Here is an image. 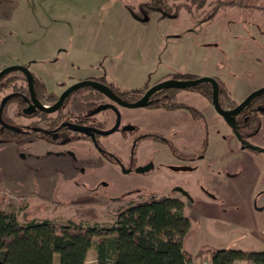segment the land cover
<instances>
[{"label": "rangeland", "instance_id": "1", "mask_svg": "<svg viewBox=\"0 0 264 264\" xmlns=\"http://www.w3.org/2000/svg\"><path fill=\"white\" fill-rule=\"evenodd\" d=\"M218 1L208 0L202 8L193 6L189 10L185 6L189 0H167L163 11L153 0H2L0 69L17 64L14 62L20 56L45 57L48 62L41 71L48 82L106 71L109 80L130 89L153 85L177 63L190 62L196 69L209 61L217 64L222 52L236 48L234 38L240 33L245 35L241 43L264 49V0H221L224 3L214 17L204 19ZM231 2L238 4H226ZM187 31L193 34L176 37ZM244 43L241 45L246 47ZM258 56L261 58L242 61V66L256 70L250 85L237 86L234 93L238 100L264 85L260 71L264 70V52ZM224 60L230 66L229 60ZM84 92L80 90L79 94ZM121 110L127 121L138 118L140 130L101 138L104 149L117 157V163L106 160L89 143L85 144V152L80 151L79 142L71 147L81 172L72 170L64 175L46 167L52 159L36 160L34 149L21 140L0 144V210L15 213L21 223L50 219L59 224L111 227L121 211L152 196L185 198L175 190L182 187L190 194L184 211L192 223L184 237L188 251L264 250V164L257 167V177L245 176L249 164L243 163L240 171L225 167L214 170L216 142L221 139L216 126L211 130L215 147L205 154L200 131L197 138L194 135L195 139L187 142L194 151V158L187 161L172 155L169 144L138 139L147 131L162 133L164 121L168 130L173 129L163 111L148 113L145 107ZM215 119L223 124L225 133L231 132L217 113ZM200 126L203 130L204 124ZM251 142L264 145V125ZM171 143L179 152L185 150L178 139ZM150 165L149 170L138 171ZM182 166L191 169H174ZM218 173L229 174L234 180L225 184ZM96 257L93 245L85 264H97ZM209 261L208 251L192 258V264ZM235 264L254 263L243 260Z\"/></svg>", "mask_w": 264, "mask_h": 264}, {"label": "flooded vegetation", "instance_id": "2", "mask_svg": "<svg viewBox=\"0 0 264 264\" xmlns=\"http://www.w3.org/2000/svg\"><path fill=\"white\" fill-rule=\"evenodd\" d=\"M36 59L38 58H33L27 62H16L30 71L33 92L29 77L22 69L9 71L0 78V144L21 140L26 143L25 146L34 149V151H31L36 160H41L40 158L52 159L53 161L50 164L47 163L46 167L54 168L55 172L64 175L71 174L72 170L81 172L80 167L77 165L78 156L71 147L72 144L79 142L78 148L80 151L85 152V149H87L85 144L89 143L99 150L106 160L117 163V157L104 149L101 138L115 132L127 135L140 130L139 121L136 120L138 118H135L134 121H127L128 119H125L121 107H145L148 113L163 111L164 118L168 119V124L173 125V129L168 130L165 123L167 121H164L162 133L147 131L140 134L138 139H153L169 144L172 155L182 156L187 161L194 158L193 147L187 142L195 139V136L197 138L200 131L202 137L204 135L203 147L206 150V153L205 151L204 153H209L215 147L213 146L211 130L216 126L221 134V139L216 142L217 158L212 165L214 170L219 171L222 167H225L226 169L236 168L237 171H240L242 170L241 163H243L245 165L249 164V167L245 170L247 171L245 176L253 174L257 177L259 173V170L256 172L257 167L264 164V145L251 142V139L259 134L264 125V92L254 96L239 113L229 116L221 114L216 109L213 101V86L210 97L196 90L185 89L189 91L185 94L194 92L205 99L207 109L204 108V110L198 107L199 102L195 95L181 97L179 94L182 89L179 88L174 94L155 93V91L143 105L133 106L131 104L141 100L150 87L158 82L170 79L167 77L170 74L160 78L153 85L146 83L142 87L130 89L123 88L114 81L109 80L106 71H98L96 75L77 77L76 79L69 75L61 80L48 82L41 71L44 68L43 64L46 62H39V66H36ZM101 67L107 70L106 67ZM17 72H20V75ZM179 79L181 80V78ZM84 80H95L104 84L116 98L94 86L82 85L70 92L59 107L51 111L48 110L59 101L65 90ZM217 81L219 84L221 80L217 79ZM225 86L228 92L221 94L218 92V101L223 110L231 111L246 100L253 91L264 85L248 91L242 100H238L226 84ZM80 90H86L87 92L79 94ZM171 95H173V98L169 99ZM127 97L133 99L128 100ZM172 103L180 106L170 107ZM216 113L231 127L232 134L231 132L225 133L222 130L223 124L215 119ZM174 116L177 118L174 119ZM172 118L173 121H171ZM202 123L204 124L203 130L200 126ZM176 139L181 142V147H185L184 151L179 152L171 143ZM205 154L202 155V158L205 157ZM151 167V165L140 167L138 171H147ZM174 169L189 170L191 168L182 166ZM47 170L51 173L50 169ZM251 170H253V173ZM218 176L222 178L225 184L234 180L229 174L221 175L218 173ZM175 190L183 194L185 200L190 199L189 192L184 188L176 187ZM171 197L182 198L175 195H171ZM186 202L188 201L186 200Z\"/></svg>", "mask_w": 264, "mask_h": 264}, {"label": "trees", "instance_id": "3", "mask_svg": "<svg viewBox=\"0 0 264 264\" xmlns=\"http://www.w3.org/2000/svg\"><path fill=\"white\" fill-rule=\"evenodd\" d=\"M189 1L185 6L191 10L193 6L202 8L208 0ZM153 3L158 10L167 8V0H153ZM222 3L219 0L204 19H212ZM167 77L194 78L181 73ZM219 86L220 94L228 92L223 82L219 81ZM185 89L210 97L212 84L203 82ZM178 90L163 88L155 93L174 94ZM172 98L173 95L169 97ZM175 106L180 105H170ZM184 211L185 203L179 198L153 196L121 211L111 227H85L50 219L21 223L15 213L0 210V264H85L93 245L97 264H192V258L204 251L210 254L209 264H234L243 260L264 264V250L216 248L200 249L196 254L188 251L184 237L192 223Z\"/></svg>", "mask_w": 264, "mask_h": 264}, {"label": "crops", "instance_id": "4", "mask_svg": "<svg viewBox=\"0 0 264 264\" xmlns=\"http://www.w3.org/2000/svg\"><path fill=\"white\" fill-rule=\"evenodd\" d=\"M0 1H2V0H0ZM256 7H258V6H256ZM258 8L261 9V7H258ZM162 17H166V16H162ZM188 34L192 35L193 32L187 31L184 34L178 35L176 37L178 39L179 38L183 39L184 37H187ZM240 39H242V40L245 39V35L243 33H240L239 35L235 36L234 41H236L238 44H237L236 48L233 47V48H235L233 50V52L232 51L229 53H227L226 51L222 52V53H224V55H222L223 57H218V59H217L218 63L216 62L217 64H214L213 61H212V63H209L210 62L209 61V62H205L201 68L196 69L193 67V64L190 62L189 63L188 62L187 63H181V64L177 63L175 66H169L171 71H169L168 74L181 73V74L190 75V76L195 77V78L199 77V76H213L216 79L223 81L227 85L230 92L232 94H235L234 92H237L236 89H237V86L239 84L243 85L244 83H246V84H244V86L245 85L248 86L249 82L251 83V80L254 76V72L256 70V69H252V68L247 69L245 66H242L243 65L242 61H246L250 58L255 59L256 57L261 58L258 56V54L260 52H264L263 47L258 48L256 45H254V46L248 45V43L245 41H244L245 43L244 42L243 43L245 44L246 47H243L244 45L243 46L241 45L243 43H241ZM256 52H258V53H256ZM246 56H249V57H246ZM33 58H34L33 56H31V57L20 56V57H17L16 62H27V61L32 60ZM226 58L229 60L230 66L224 63V61H225L224 59H226ZM36 60H37L36 66H39V62H46V60L48 62V59H45V57L44 58L42 57L41 59H36ZM16 62H14V63H16ZM258 64H260V63H258ZM260 71L264 75V70L261 69ZM168 74H165V75H168ZM165 75L161 76L160 78L164 77ZM244 78H246L248 80H244ZM158 80H160V79H158ZM179 95L181 97L186 96V95H188V96L195 95V97L198 98V102H199L198 107L201 110H204V108L207 109V104L205 102V99L202 96H200V94L194 93V92H192L190 94H183L182 92H180ZM181 199L185 203V210H186V207L188 206V202H186V200L184 198H181Z\"/></svg>", "mask_w": 264, "mask_h": 264}, {"label": "water", "instance_id": "5", "mask_svg": "<svg viewBox=\"0 0 264 264\" xmlns=\"http://www.w3.org/2000/svg\"><path fill=\"white\" fill-rule=\"evenodd\" d=\"M15 69H22L26 72V74L29 77V81H30V87L31 90L33 92V85H32V76L30 71L23 65H19V64H13L10 66H7L5 68H3L2 70H0V78L5 75L6 73H8L9 71L15 70ZM203 82H210L213 86V101L215 104L216 109L223 115L225 116H229V115H234L237 114L241 111V109L257 94L264 92V86L253 91L247 98L246 100H244L240 105H238L235 109L231 110V111H225L223 110L220 105H219V101H218V92H219V84L218 81L215 77L213 76H200V77H196L193 79H167V80H163L161 82H158L157 84L153 85L152 87H150L147 92L145 93V95L143 96V98L141 100H139L136 103H133L131 105L133 106H141L145 103V101L147 100V98L154 93L155 91L159 90V89H163V88H179V89H185V88H189V87H193L196 86L200 83ZM82 85H91L94 86L102 91H104L105 93H107L108 95H110L113 98H116V96L102 83L95 81V80H84L81 82H78L76 84H73L72 86H70L67 90L64 91V93L62 94V96L60 97L59 101L50 109L48 110H54L57 107H59V105L61 104V102L64 100V98L70 93L72 92L74 89L78 88L79 86ZM148 169V168H147ZM184 191V190H182ZM186 193V192H185Z\"/></svg>", "mask_w": 264, "mask_h": 264}, {"label": "built area", "instance_id": "6", "mask_svg": "<svg viewBox=\"0 0 264 264\" xmlns=\"http://www.w3.org/2000/svg\"><path fill=\"white\" fill-rule=\"evenodd\" d=\"M203 264H209V262L203 263Z\"/></svg>", "mask_w": 264, "mask_h": 264}]
</instances>
